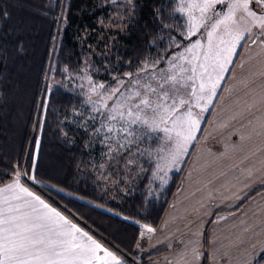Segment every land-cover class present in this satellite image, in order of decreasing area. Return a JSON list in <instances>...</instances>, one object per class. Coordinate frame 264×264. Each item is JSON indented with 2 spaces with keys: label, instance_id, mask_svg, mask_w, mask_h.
<instances>
[{
  "label": "trees",
  "instance_id": "obj_1",
  "mask_svg": "<svg viewBox=\"0 0 264 264\" xmlns=\"http://www.w3.org/2000/svg\"><path fill=\"white\" fill-rule=\"evenodd\" d=\"M107 1L0 0V185L17 172L35 176V191L132 263L143 226L158 227L181 173L155 184L151 196L154 164L144 161L148 171L129 194L111 200L89 174L85 140L94 127L85 122L86 98L71 84L84 69L111 88L145 65L164 68L186 45L187 22L178 0H129L125 35L111 57L91 62L82 37L100 31ZM145 142L154 151L160 138Z\"/></svg>",
  "mask_w": 264,
  "mask_h": 264
},
{
  "label": "snow or ice",
  "instance_id": "obj_2",
  "mask_svg": "<svg viewBox=\"0 0 264 264\" xmlns=\"http://www.w3.org/2000/svg\"><path fill=\"white\" fill-rule=\"evenodd\" d=\"M217 5L224 10H218ZM176 11L186 17L184 38L190 40L203 28L207 43L199 39L191 43L172 56L167 70L149 73L143 83L137 79L130 90L121 93L120 88L114 89L112 94L120 96L110 109L106 101L112 97L101 98V108L109 113L108 124L102 125L110 134L105 135V142H113L108 144L109 156L116 153L112 158H122V153L135 145L140 127L163 132L168 148L157 161L161 171L180 163L187 154L190 141L196 139L194 133L199 131L200 114L215 99L241 41L248 37L253 43L264 44V0H179ZM142 71L147 72V66ZM99 87L103 89L104 85ZM133 162L127 159L126 165ZM31 167L34 170V164ZM28 178L35 180V176ZM20 179L18 173L11 184L0 188V264H125L23 186ZM259 251L261 255L257 257L253 251L246 264L264 261V245ZM192 252L193 259H198L199 251L193 248Z\"/></svg>",
  "mask_w": 264,
  "mask_h": 264
},
{
  "label": "crops",
  "instance_id": "obj_3",
  "mask_svg": "<svg viewBox=\"0 0 264 264\" xmlns=\"http://www.w3.org/2000/svg\"><path fill=\"white\" fill-rule=\"evenodd\" d=\"M263 63L264 44L249 39L183 169L171 172L181 173L179 186L158 227L143 226L132 263L48 202L31 184L20 183L125 264H246L253 251L261 255L264 245ZM193 248L200 253L198 259H193Z\"/></svg>",
  "mask_w": 264,
  "mask_h": 264
},
{
  "label": "rangeland",
  "instance_id": "obj_4",
  "mask_svg": "<svg viewBox=\"0 0 264 264\" xmlns=\"http://www.w3.org/2000/svg\"><path fill=\"white\" fill-rule=\"evenodd\" d=\"M116 2H121V5L114 6V3ZM107 3V19L102 21L100 31L96 33H89L82 37V49L91 55V62H93L95 58L102 59L111 57L113 49L119 44L120 38L125 35L129 24V16L131 15L129 0H108ZM252 7L256 10H259L257 7H255V4H253ZM217 9L224 10L223 6L221 5H217ZM179 14L181 13L179 12ZM182 16L186 19L184 15ZM253 31L255 34L256 30L254 29ZM198 39L204 44L207 43L205 29L202 28L200 32L197 35L192 36L190 40L186 39V45H184L182 49L178 50L173 55L182 53L186 47ZM249 39L250 38L246 37L245 41H241L240 46L236 49L235 55L232 57L231 64L228 66V71L224 74V78L217 89L215 99L212 101V104L208 110L200 114L199 131L194 133L196 139L190 141L187 154L181 158L180 163L176 164L175 166H168L163 171L158 170L157 168V161L161 156L166 154V150L168 148V141L165 139V134L163 132H151L146 128L140 127L137 131V140L135 145L132 146L130 150L124 151L122 153V158H112L117 157L116 153H112L111 157L109 156L108 144L113 142H105V135L110 134L106 133L102 125L106 126L108 124L106 117L109 113L108 109L101 108V98L107 96L112 97L106 101L108 108L110 109L120 96V93H115V95L112 94L114 89L120 88L121 93L125 92L126 90L133 88L134 82L137 79H140L143 83L146 82V78L149 76V73H159L162 70H167L169 67L168 61L173 55L169 57L164 68L153 70L150 68V66L145 65L148 68L147 72L142 71V69L145 68L144 66L136 73V75H127L128 78L126 80H117L115 85L111 88H107V83H94L89 69H84L80 76H77L75 79H73L74 81L71 85L73 86L74 90L78 91L86 98V105L89 107L90 116L85 120V122L89 124L88 126L94 127L91 131H89L88 138L85 140V149L91 156V169L89 174L94 179V182L108 194L111 200L118 201L120 198L126 197L129 194L130 189L136 185L139 178L146 171H148V167L144 164V161L149 163L152 162L154 164L152 183L149 187L151 196L157 194L155 184L164 186L171 172H179L183 169L189 154L196 145L199 135L204 128L207 117L215 104V100L220 89L225 86L229 75L234 70V66L240 55L242 47ZM260 53L263 52L261 51ZM99 85H104V88L101 89ZM93 88H95V91H92ZM95 108H101V111L98 112L95 110ZM194 111L199 112V109H194ZM152 138H160L159 148L154 151H151L150 147L148 148L145 142L147 140L150 141ZM127 159H133V164L126 165ZM18 173L21 175L20 180L28 181V184L32 183L33 180L25 176L24 173L17 172V174ZM17 174H15L13 177L15 178ZM148 228L149 227H145V230L147 231Z\"/></svg>",
  "mask_w": 264,
  "mask_h": 264
}]
</instances>
